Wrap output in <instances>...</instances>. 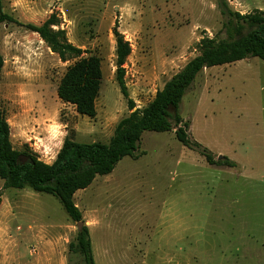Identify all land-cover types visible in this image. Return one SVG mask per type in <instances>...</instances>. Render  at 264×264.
Instances as JSON below:
<instances>
[{
    "label": "rangeland",
    "instance_id": "rangeland-1",
    "mask_svg": "<svg viewBox=\"0 0 264 264\" xmlns=\"http://www.w3.org/2000/svg\"><path fill=\"white\" fill-rule=\"evenodd\" d=\"M235 12H264V0H225ZM4 68L0 114L15 150L52 164L66 138L108 143L131 111L117 82L115 28L131 46L125 83L137 109L200 54L228 39L221 0H2ZM68 41L101 60L96 116L62 101L69 66L26 26L51 16ZM190 137L238 168L211 166L171 132H146L136 159H123L74 201L96 264H264V62L205 69L180 108ZM223 156L222 160L219 157ZM24 160V158L22 159ZM78 224L57 199L5 189L0 179V264H85L72 253Z\"/></svg>",
    "mask_w": 264,
    "mask_h": 264
},
{
    "label": "trees",
    "instance_id": "trees-1",
    "mask_svg": "<svg viewBox=\"0 0 264 264\" xmlns=\"http://www.w3.org/2000/svg\"><path fill=\"white\" fill-rule=\"evenodd\" d=\"M221 8L226 17L224 31L228 39L203 40L200 54L167 81L143 109H137L129 97L123 66L131 55V46L115 28L117 82L128 99L131 113L118 123L108 143H79L66 138L56 160L47 164L32 154L13 148L10 126L0 114V179L4 188L30 189L51 195L59 201L68 217L78 224L83 222V215L74 201L77 192L88 189L97 177L111 175L123 159H136L144 133H165L174 129L177 141L200 153L209 165L238 168L237 163L226 157L216 161L210 150L194 141L188 133L189 123L180 113L186 94L205 69L250 58L264 62V12L242 15L230 9L225 0H221ZM12 22L13 18L4 12L0 0V25ZM58 25L57 17L53 15L42 26L27 25L26 28L37 34L63 63L76 61L68 67L57 94L62 101L74 105L79 114L94 118L95 102L103 79L101 60L95 56L84 58L85 51L71 44L65 31L54 29ZM3 68L4 58L0 51V77ZM69 249L72 253H80L85 264H96L89 229L85 225L82 231H78L77 242L71 243Z\"/></svg>",
    "mask_w": 264,
    "mask_h": 264
},
{
    "label": "water",
    "instance_id": "water-1",
    "mask_svg": "<svg viewBox=\"0 0 264 264\" xmlns=\"http://www.w3.org/2000/svg\"><path fill=\"white\" fill-rule=\"evenodd\" d=\"M223 158H224L223 156H220L219 160H222ZM83 226H84L83 222L78 223V231H82Z\"/></svg>",
    "mask_w": 264,
    "mask_h": 264
}]
</instances>
